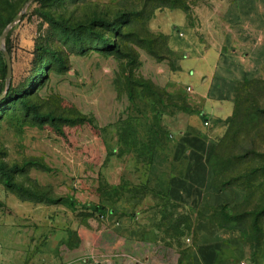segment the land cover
<instances>
[{
    "label": "rangeland",
    "instance_id": "374dc122",
    "mask_svg": "<svg viewBox=\"0 0 264 264\" xmlns=\"http://www.w3.org/2000/svg\"><path fill=\"white\" fill-rule=\"evenodd\" d=\"M168 11L183 14L199 46L224 37L222 52L235 54L243 79L226 131L238 91L263 111L264 0H0V37L9 27L0 47V167L17 186L0 170V264L86 262L84 228L136 214L141 195L152 199L142 209L160 212L171 234L184 221L195 243V225L211 221L241 240L245 262L264 258L263 114L243 121L244 140L256 138L257 148L250 140L218 147L221 138L210 147L209 188L217 173L234 184L225 204L201 219L168 198L189 174L188 160L172 158L175 139L200 108L181 77L186 58L156 30Z\"/></svg>",
    "mask_w": 264,
    "mask_h": 264
},
{
    "label": "crops",
    "instance_id": "0c3cea01",
    "mask_svg": "<svg viewBox=\"0 0 264 264\" xmlns=\"http://www.w3.org/2000/svg\"><path fill=\"white\" fill-rule=\"evenodd\" d=\"M160 17L165 27L156 30L168 36L172 50L183 53L188 65L182 70V80L193 85V97L200 102L199 112L184 120L172 151V158L182 157L189 161V174L177 186L176 197L168 198L202 219L205 208H218L229 200L228 191L210 190L207 159L212 143L226 131L225 122L234 107V86L237 80L243 79V73L235 61V54L222 52L224 37L213 40L207 37L208 42L203 40L199 46L191 35L192 30L186 28V18L181 12L168 11ZM171 24H177L178 29L183 27V31L173 32ZM210 32L208 29V34ZM211 41L213 46L206 47ZM168 185L167 182V191ZM139 197L132 206L136 214L118 212L115 217H103L97 226L90 223L84 228L86 262L54 264H264L263 257L245 262L248 252L241 240L237 237L226 239V233L231 230L221 229L211 221L200 220L195 225L193 230L198 237L195 243L186 236L184 221H177L176 231L171 234L163 225L164 216L160 212L152 207L143 210L140 206L152 199ZM178 214L181 212H175L173 218L177 219Z\"/></svg>",
    "mask_w": 264,
    "mask_h": 264
},
{
    "label": "trees",
    "instance_id": "16d2710c",
    "mask_svg": "<svg viewBox=\"0 0 264 264\" xmlns=\"http://www.w3.org/2000/svg\"><path fill=\"white\" fill-rule=\"evenodd\" d=\"M46 51H48V50H46ZM48 52H50V51H48ZM239 94L240 93L238 91V95L236 96V98H237L236 108L234 110L232 118L230 120H228V123H227L228 129H227L226 133L224 134V136L221 137V139L219 140L218 147L230 146V144L232 142L242 144V143L246 142L247 140H250V145L252 146V148H254V147L257 148L256 138L252 137L251 139L244 140L245 137L242 136V129L244 126L243 121L250 119L249 114L251 112H255L257 118H260V116L262 114L264 115V110L263 111L261 110V107L257 102H255L254 100H251V98H249V97L247 98V95L241 98V96ZM247 110H249V111H247ZM259 113H260V116H259ZM33 114L37 118L43 117V116H39V114L34 110H33ZM45 117H47V116H45ZM263 124L264 123H262V122H260V123L258 122V126L259 125L263 126ZM235 127H238V133L236 135H234V133H233V128H235ZM262 145L263 144H261V146ZM252 153H254V152H252ZM252 153H251V155H252ZM249 155H250L249 152H244L243 154H241L239 156L238 159L240 162L242 160L244 161V159H246ZM0 170L3 171L6 175L7 185L12 186V187H17L14 184H12V182L10 181V176L5 172L4 168L0 167ZM219 178H221V176L219 177V174L217 173L215 180L212 179L210 189L213 188V189H218L219 191H223L224 189L233 187L234 184L232 181L226 180L223 178L219 179Z\"/></svg>",
    "mask_w": 264,
    "mask_h": 264
},
{
    "label": "water",
    "instance_id": "95a60500",
    "mask_svg": "<svg viewBox=\"0 0 264 264\" xmlns=\"http://www.w3.org/2000/svg\"><path fill=\"white\" fill-rule=\"evenodd\" d=\"M25 9V6L23 7V11ZM23 13V12H22ZM22 13L20 15H18L16 18H14L13 22L11 23V25H14L18 20L21 19L22 17ZM9 27H7L4 32L2 33L1 37H0V47H1V43H2V39L5 37L7 31H8ZM5 59H6V66H7V74H6V78L8 80V82H10L11 79V63L9 60V57L7 55V53H5ZM3 98V96L0 97V100Z\"/></svg>",
    "mask_w": 264,
    "mask_h": 264
},
{
    "label": "built area",
    "instance_id": "2783aa9c",
    "mask_svg": "<svg viewBox=\"0 0 264 264\" xmlns=\"http://www.w3.org/2000/svg\"><path fill=\"white\" fill-rule=\"evenodd\" d=\"M188 89H190V88H188ZM242 264H244V263H242Z\"/></svg>",
    "mask_w": 264,
    "mask_h": 264
}]
</instances>
